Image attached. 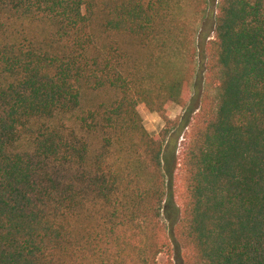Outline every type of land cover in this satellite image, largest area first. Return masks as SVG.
<instances>
[{
	"label": "trees",
	"instance_id": "obj_1",
	"mask_svg": "<svg viewBox=\"0 0 264 264\" xmlns=\"http://www.w3.org/2000/svg\"><path fill=\"white\" fill-rule=\"evenodd\" d=\"M203 1L0 0V264H264V0ZM188 38L179 197L139 108L174 124Z\"/></svg>",
	"mask_w": 264,
	"mask_h": 264
},
{
	"label": "rangeland",
	"instance_id": "obj_2",
	"mask_svg": "<svg viewBox=\"0 0 264 264\" xmlns=\"http://www.w3.org/2000/svg\"><path fill=\"white\" fill-rule=\"evenodd\" d=\"M196 1V0H195ZM200 5H203L204 1L197 0ZM195 12L191 9H186L183 11V15H186L193 19V32L200 27V22L203 20L202 16L197 19L195 17ZM202 18V19H201ZM185 47V48H184ZM183 51L182 55L175 61L174 66L172 65L173 72L179 75H184L189 79L187 89L189 92L188 104L185 107H181L175 104L170 106L169 118L175 124L168 125L163 121L161 117L157 114H153L147 110L145 106L139 108L140 114L143 118L144 126L153 135H160L166 128L170 129V137L167 142V147L165 149L164 157L173 160L174 166L178 164L175 171V185L176 192L178 196H182L183 193V174L181 171V164L183 160V154L189 143L191 132L194 125L197 122L198 116L205 114L214 108L216 104V89L215 86L210 83L208 84L206 80L202 79L200 75H203L201 68V57L198 53L194 52V47L192 45V39L188 38L187 43L181 47ZM198 54V55H197ZM162 77L159 76L157 79ZM190 118V125L182 130L180 136L177 139V134L181 130V125ZM175 151V153H174ZM160 262L162 264H167L168 256L164 255L160 257Z\"/></svg>",
	"mask_w": 264,
	"mask_h": 264
}]
</instances>
